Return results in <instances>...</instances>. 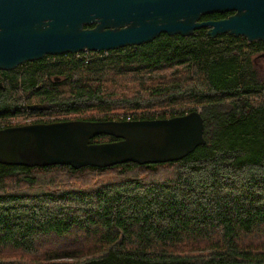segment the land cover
<instances>
[{
  "label": "trees",
  "instance_id": "obj_1",
  "mask_svg": "<svg viewBox=\"0 0 264 264\" xmlns=\"http://www.w3.org/2000/svg\"><path fill=\"white\" fill-rule=\"evenodd\" d=\"M1 73L0 129L199 111L206 143L167 163H0V264H264V42L202 28Z\"/></svg>",
  "mask_w": 264,
  "mask_h": 264
},
{
  "label": "water",
  "instance_id": "obj_2",
  "mask_svg": "<svg viewBox=\"0 0 264 264\" xmlns=\"http://www.w3.org/2000/svg\"><path fill=\"white\" fill-rule=\"evenodd\" d=\"M213 13L231 14L201 20ZM202 28L210 38L264 42V0H0V71L46 56L134 47L160 34L187 37ZM203 132L199 111L164 119L31 123L0 129V163L75 170L167 163L204 145ZM100 135L118 140L90 143Z\"/></svg>",
  "mask_w": 264,
  "mask_h": 264
},
{
  "label": "built area",
  "instance_id": "obj_3",
  "mask_svg": "<svg viewBox=\"0 0 264 264\" xmlns=\"http://www.w3.org/2000/svg\"><path fill=\"white\" fill-rule=\"evenodd\" d=\"M83 53H92V54L100 55V54H102V53H107V52H87V51H85V52H83ZM65 55H66V54H65Z\"/></svg>",
  "mask_w": 264,
  "mask_h": 264
},
{
  "label": "flooded vegetation",
  "instance_id": "obj_4",
  "mask_svg": "<svg viewBox=\"0 0 264 264\" xmlns=\"http://www.w3.org/2000/svg\"><path fill=\"white\" fill-rule=\"evenodd\" d=\"M1 74H2V73H1V71H0V76H1ZM0 84H1V83H0ZM29 124H30V123H29Z\"/></svg>",
  "mask_w": 264,
  "mask_h": 264
}]
</instances>
